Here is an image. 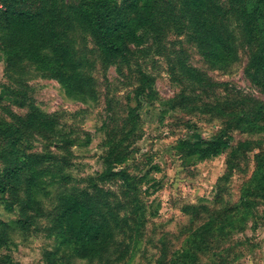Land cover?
<instances>
[{"label": "rangeland", "instance_id": "374dc122", "mask_svg": "<svg viewBox=\"0 0 264 264\" xmlns=\"http://www.w3.org/2000/svg\"><path fill=\"white\" fill-rule=\"evenodd\" d=\"M84 1L48 6L66 13ZM205 1L194 18L185 0H172L174 23L109 63L89 33L69 30L80 76L70 91L53 77L49 50L41 52L49 64L20 58L13 66L9 33L0 28V176L15 175L0 202V264H174L180 254L192 264L259 262L264 180L252 178L264 131L241 118L258 120L255 109L264 105V92L248 77L264 0ZM204 20L230 46L226 60L207 57ZM181 62L205 82L190 79ZM32 111L54 117L56 132L23 124ZM216 135L229 143L220 155L191 154L196 142ZM25 155L33 162L23 164ZM33 172L39 178L28 209ZM68 194L96 206L109 229L91 253L56 236L59 198Z\"/></svg>", "mask_w": 264, "mask_h": 264}, {"label": "trees", "instance_id": "16d2710c", "mask_svg": "<svg viewBox=\"0 0 264 264\" xmlns=\"http://www.w3.org/2000/svg\"><path fill=\"white\" fill-rule=\"evenodd\" d=\"M234 4L239 0H229ZM243 1V0H240ZM248 1V0H245ZM184 8L194 18L207 8L205 0H185ZM177 7L172 0H85L83 3L68 6V12L62 13L56 7L49 8L48 0H0V28L9 34L11 63L16 64L20 58H29L44 64L47 56L41 52L51 51V72L67 91L73 89L80 78L76 71L74 55L66 41L67 32L75 27L89 33L104 62L124 59L132 48L145 45L148 40L160 36L170 27L176 18ZM207 35V57L214 60H226L231 56L230 46L211 24L204 20L200 26ZM260 41L258 49L252 55L253 73L248 77L252 85L264 92V25L259 26ZM180 67L186 75L198 82H205V77L196 69L181 62ZM251 113L241 119L250 126L251 131H264V105L257 104L254 120ZM260 122V124L258 123ZM23 124L49 133H55L58 123L52 116L32 111L25 116ZM228 139L216 135L196 142L191 154L200 159L220 155L229 146ZM27 161L34 159L25 155ZM21 168L16 167L18 172ZM14 174L0 176V202L10 189ZM39 174L33 172L26 182V208L32 209L35 203L33 189L37 186ZM264 180V157H257L252 182ZM5 207L12 210V205ZM17 225L26 228L27 221L17 220ZM57 238L61 244H77V252L91 253L107 238L109 229L100 210L87 200L74 194L59 198L56 218ZM2 239L0 237V244ZM173 263L192 264V256L177 255Z\"/></svg>", "mask_w": 264, "mask_h": 264}, {"label": "crops", "instance_id": "0c3cea01", "mask_svg": "<svg viewBox=\"0 0 264 264\" xmlns=\"http://www.w3.org/2000/svg\"><path fill=\"white\" fill-rule=\"evenodd\" d=\"M262 258L259 260L257 264H264V255L261 256Z\"/></svg>", "mask_w": 264, "mask_h": 264}]
</instances>
